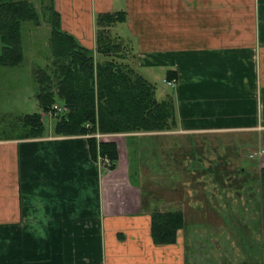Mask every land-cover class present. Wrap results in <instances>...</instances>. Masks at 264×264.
I'll use <instances>...</instances> for the list:
<instances>
[{"label": "crops", "instance_id": "0c3cea01", "mask_svg": "<svg viewBox=\"0 0 264 264\" xmlns=\"http://www.w3.org/2000/svg\"><path fill=\"white\" fill-rule=\"evenodd\" d=\"M52 7L63 30L93 50L97 15L124 12L112 33L146 78L165 73L158 97L174 94L175 129L133 135L139 143L167 141L160 152L171 156L168 166L184 164L185 156L169 151L190 144L184 136L233 134L235 146L251 148L255 166L264 167V0H50L49 18ZM20 65H0V81ZM169 70L177 74L173 87L164 82ZM54 123L49 118L37 138L0 136V230H7L0 264H188L184 229L175 243L152 238L157 207L143 204L138 185L145 178L137 185L130 178L133 136L116 134L119 155L107 170L93 158L87 135L56 134Z\"/></svg>", "mask_w": 264, "mask_h": 264}, {"label": "rangeland", "instance_id": "374dc122", "mask_svg": "<svg viewBox=\"0 0 264 264\" xmlns=\"http://www.w3.org/2000/svg\"><path fill=\"white\" fill-rule=\"evenodd\" d=\"M31 1L40 17L39 24L32 20L22 23L24 59L20 67L10 69V74L6 72L7 75L0 81V136L7 139L23 137L27 127L22 125V118L36 111L41 113L48 129L49 118L45 120L47 112L40 111L36 98L38 83L31 76L34 69L45 66L51 54L50 0ZM154 72L152 82L161 89L165 86V73L160 70ZM56 103L61 105L60 102ZM16 106L20 108L16 110ZM62 112L58 111L54 116L55 122ZM52 126L55 132V123ZM95 132L99 133L95 137L100 142L114 141L119 136ZM232 136L234 138L237 135ZM243 137L242 134L238 135V141ZM151 138L139 143L138 136H135L132 147L128 146L126 154L132 169L130 178L133 184L137 181L139 184L140 178H145L142 185H138L145 207L149 204L160 210L180 208L184 211L185 226L182 229L183 236L187 238L188 264H261V194L258 186L259 169L255 166L257 155L253 154V150H246V146L237 148L231 137L197 135L189 140L184 136L182 141H189L190 144L185 143L177 149L179 145L175 143L176 148L170 146L172 149L169 151L176 153L178 158L185 156L179 159L185 165L176 163L175 166L172 163L168 166L166 163L171 156L164 159L165 156L161 155L168 145L167 141L166 144L157 145ZM175 139H171L169 144H173ZM167 152L165 150L164 155ZM104 157L109 159L110 164L103 167L109 170L113 161L108 156ZM139 168L142 172L136 180L133 170ZM156 173L159 180L152 179ZM179 204L181 207L175 206ZM6 231L0 230V236L6 237Z\"/></svg>", "mask_w": 264, "mask_h": 264}, {"label": "trees", "instance_id": "16d2710c", "mask_svg": "<svg viewBox=\"0 0 264 264\" xmlns=\"http://www.w3.org/2000/svg\"><path fill=\"white\" fill-rule=\"evenodd\" d=\"M39 18L31 0H0L1 66L21 64L24 59L22 23L32 20L39 24ZM124 18V12L97 15L96 49L93 50L63 30L59 14L52 7L49 62L46 67L34 69L38 83L36 97L41 109L49 112L56 102L64 108L56 118L55 133L87 135L93 158L97 159L101 154L113 161L109 170L116 167L117 143L100 142L93 135L95 131L126 134L128 137L173 130L177 126L174 94L158 97L157 85L136 68L135 56L121 38L112 33L111 27ZM176 77V72L169 70L167 78ZM22 119L27 131L21 138H37L45 134L46 125L40 112ZM258 183L263 234L261 264H264V167L259 169ZM151 217L154 242L175 243L179 230L185 226L183 211L154 208Z\"/></svg>", "mask_w": 264, "mask_h": 264}, {"label": "built area", "instance_id": "2783aa9c", "mask_svg": "<svg viewBox=\"0 0 264 264\" xmlns=\"http://www.w3.org/2000/svg\"><path fill=\"white\" fill-rule=\"evenodd\" d=\"M164 82L166 83L167 86L170 85L171 87H173L176 85L177 79L176 78H172V79L165 78ZM62 110H64V108L62 106H60L57 103H54L53 106L51 107V109L49 110V112H47L45 114V117L46 118H48V117L54 118V116L57 114V112L58 111L60 112ZM93 135L98 136L99 133L96 134V132H95ZM97 139H99V138H97ZM98 161L101 162L104 167H108V164H110L109 159L107 157L102 156L101 154H98Z\"/></svg>", "mask_w": 264, "mask_h": 264}]
</instances>
